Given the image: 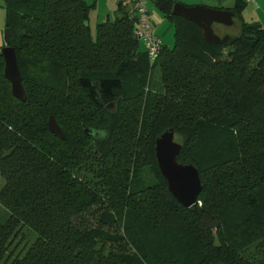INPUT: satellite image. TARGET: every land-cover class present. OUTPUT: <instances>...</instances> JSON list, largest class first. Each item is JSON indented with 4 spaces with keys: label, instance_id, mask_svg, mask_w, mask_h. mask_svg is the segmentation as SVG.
<instances>
[{
    "label": "trees",
    "instance_id": "trees-1",
    "mask_svg": "<svg viewBox=\"0 0 264 264\" xmlns=\"http://www.w3.org/2000/svg\"><path fill=\"white\" fill-rule=\"evenodd\" d=\"M1 1L24 96L0 57V264H264V33L246 3L227 9L238 33L218 46L152 0L169 5L173 43L150 64L121 2L91 36L84 0ZM167 129L198 171L192 210L156 167ZM23 228L34 239L15 252Z\"/></svg>",
    "mask_w": 264,
    "mask_h": 264
},
{
    "label": "water",
    "instance_id": "water-1",
    "mask_svg": "<svg viewBox=\"0 0 264 264\" xmlns=\"http://www.w3.org/2000/svg\"><path fill=\"white\" fill-rule=\"evenodd\" d=\"M167 3L157 7L159 11H166ZM170 15L181 18L196 25L200 30L201 40L208 45L225 46L233 40L228 35L216 36L212 31V25L231 27L234 15L228 10H217L206 7H185L181 4H173ZM87 26V22H83ZM9 30H3V47L0 49L2 60V76L9 83L10 94L13 98L22 101L23 90L20 85L19 71L16 65L12 48L8 47ZM47 129L56 137L62 139L63 135L50 115L47 119ZM181 149V144L173 140V130L167 129L161 132L153 144V155L159 174L166 183L167 191L184 208L193 209L196 197L201 189L197 169L190 163H180L176 160ZM201 223L204 228H215L217 223L206 214L201 215ZM216 246V240L214 239Z\"/></svg>",
    "mask_w": 264,
    "mask_h": 264
},
{
    "label": "rangeland",
    "instance_id": "rangeland-1",
    "mask_svg": "<svg viewBox=\"0 0 264 264\" xmlns=\"http://www.w3.org/2000/svg\"><path fill=\"white\" fill-rule=\"evenodd\" d=\"M251 5L252 7L254 6L255 11L253 12V14H249L248 16H245L244 22L258 23L264 33V1L260 4L256 3L254 5L250 4V6ZM146 9L156 12L155 8L153 7L151 3V0H146ZM95 17H96L95 13H92V12H90L88 15L87 26L89 28V32L91 36H94L95 25L99 22H102L99 20L97 21ZM0 26L1 27L4 26V18L2 16L0 17ZM3 30L4 28L1 29L2 39H3ZM212 31L216 36H219V37H221L222 35H228L229 37H234L238 33V21L234 19L233 26L231 27L222 28V26L217 27V25H212ZM159 36L164 46L168 48L172 47V43H173L172 26L169 25V23H167L166 26L162 27V34ZM137 50L143 51V46L140 42H137ZM149 86L154 91L159 90V87H160L159 69L157 67L153 68L149 74ZM173 140L179 143V140L176 137H173ZM2 184H3V179L0 176V187L2 186ZM7 216H8L7 210L0 204V222H4L7 219ZM33 239H34V233L30 230L23 228L21 230V234H18L15 237V239L12 241L11 246L15 245V249H14L15 252L19 249L21 251H24Z\"/></svg>",
    "mask_w": 264,
    "mask_h": 264
},
{
    "label": "crops",
    "instance_id": "crops-1",
    "mask_svg": "<svg viewBox=\"0 0 264 264\" xmlns=\"http://www.w3.org/2000/svg\"><path fill=\"white\" fill-rule=\"evenodd\" d=\"M168 2H171V4H181L185 7H206L210 9H217V10H227L232 8L234 3L236 1H242L243 0H165ZM264 0H250L248 3L245 4V7L243 11L241 12V19L244 21L245 16H248L249 14H253L255 11L254 6H250V4H260ZM84 2L88 6H92L93 9L90 10V12L95 13L96 20L103 21L105 19L111 20L114 14V11L117 8V4L119 2L122 3V5L125 7L126 10L132 11L131 5L128 3L127 0H84ZM151 3L153 7L155 8V11L147 10L149 14V20L150 25L152 29L154 30L155 35L160 39V36L162 34V27L166 26L168 20L165 18L163 14L160 13L159 10L155 7L154 3L151 0ZM94 10V11H93ZM89 12V13H90ZM133 12V11H132ZM134 13V12H133ZM4 18V10L2 9V1L0 0V17ZM234 20V19H233ZM169 25H171L169 23ZM218 27V26H217ZM221 27V26H219ZM4 28V26H0V49L3 47V39L1 35V29ZM169 29V28H168ZM167 29V30H168ZM170 30V29H169ZM173 31V29H172ZM161 41V39H160ZM161 44L163 45L162 41ZM164 46V45H163ZM166 47V46H165Z\"/></svg>",
    "mask_w": 264,
    "mask_h": 264
},
{
    "label": "built area",
    "instance_id": "built-area-1",
    "mask_svg": "<svg viewBox=\"0 0 264 264\" xmlns=\"http://www.w3.org/2000/svg\"><path fill=\"white\" fill-rule=\"evenodd\" d=\"M127 1L131 5L135 16L132 35L137 42L142 44L144 55L151 64L159 54L161 41L155 35L150 25L149 14L146 9V0ZM249 1L243 0L244 3H248Z\"/></svg>",
    "mask_w": 264,
    "mask_h": 264
}]
</instances>
